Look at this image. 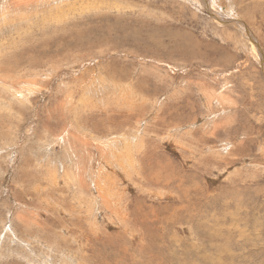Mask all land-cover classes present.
<instances>
[{"label": "rangeland", "instance_id": "obj_1", "mask_svg": "<svg viewBox=\"0 0 264 264\" xmlns=\"http://www.w3.org/2000/svg\"><path fill=\"white\" fill-rule=\"evenodd\" d=\"M0 264H264V0H0Z\"/></svg>", "mask_w": 264, "mask_h": 264}, {"label": "bare ground", "instance_id": "obj_2", "mask_svg": "<svg viewBox=\"0 0 264 264\" xmlns=\"http://www.w3.org/2000/svg\"><path fill=\"white\" fill-rule=\"evenodd\" d=\"M198 2L200 1V2H205V0H197ZM209 11H211V10H209ZM221 15V14H220ZM222 22V21H221ZM241 33V32H240ZM245 33H246V30H245ZM252 41V40H251ZM253 42V41H252ZM254 43V42H253ZM255 44V43H254ZM253 46V45H252Z\"/></svg>", "mask_w": 264, "mask_h": 264}]
</instances>
